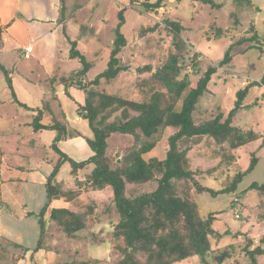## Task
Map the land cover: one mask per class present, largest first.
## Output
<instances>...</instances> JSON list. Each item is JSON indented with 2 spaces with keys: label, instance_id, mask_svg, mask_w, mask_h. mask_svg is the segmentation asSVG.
I'll use <instances>...</instances> for the list:
<instances>
[{
  "label": "rangeland",
  "instance_id": "1",
  "mask_svg": "<svg viewBox=\"0 0 264 264\" xmlns=\"http://www.w3.org/2000/svg\"><path fill=\"white\" fill-rule=\"evenodd\" d=\"M138 1L64 0V9L61 10L63 6L62 1L59 0L58 18L64 17L65 21L60 27H56L54 61L48 63L55 71L50 75L48 67L39 60L38 56L33 55L30 59L24 57L21 46L29 40L26 32L22 29L15 32L17 37L22 38L21 42L13 40L14 37L10 35L6 36L11 40L5 41L3 45L7 52L0 54V149L10 154L7 161L22 167L0 171V264H33V262L35 264H103L116 256L111 248L110 225V220L116 218L110 215H102V219L92 228L81 230L71 237L57 223L50 220L47 213L43 242L40 248L35 249L40 237L38 216H26V213L28 211L38 213L47 202V179L60 155L51 147L55 131L42 130L31 134L32 128L28 123L34 111L13 102L12 89L7 82L3 67L8 70L20 101L29 106L41 105L44 99L52 96L50 93L49 97L51 77L60 79L62 76L71 75L83 65L79 57L71 56V41H75L76 48L86 55L89 62H92L91 68L86 73V79H93L107 69L116 35L115 29L119 23V11L124 9L125 23L121 30L127 38V45L120 53V59L127 69L120 70L114 80L104 81L98 88L108 93L148 101L154 92L166 91L164 84L153 76V72L148 70V67L155 71L171 53L180 54L181 63L184 65L181 77L189 73L191 86H194L199 77L193 73L191 67L194 57L199 66L206 68L208 64L222 59L233 42L241 37L250 36L252 34L250 26L253 24L258 29L259 35L264 38V0H214L221 3V8H214L203 0H169L165 7L150 13H142L136 4ZM35 2L31 1L26 5L45 6L48 11L52 5L55 6L52 0H35ZM168 17L181 20L185 25L178 48L173 44V32L164 21ZM155 23L159 24L155 31L142 32L143 27ZM218 28L223 32L220 37L216 35ZM249 45V42H245L234 46L232 64L228 68H220L218 74L214 76L209 91L198 102L196 117L211 118L220 109L227 115L235 106L237 90L251 81L260 80L264 72V45L262 50L249 49ZM195 52L199 54L197 57L194 56ZM79 93L75 91L61 95L60 98L68 114L70 127L78 129L83 134L81 137L61 142L60 147L78 161L89 158L93 153L86 140V137L93 136L92 129L88 121L77 111L84 96L81 92L80 98ZM245 104L249 106L238 111L233 123L264 133V86H253L245 99ZM77 115L78 118H75ZM171 131L168 128L163 132L157 146L145 155L147 159L152 156L159 159L165 157L168 147L167 138ZM21 136L26 139L34 137L37 146L29 145L28 141L20 139ZM132 141L129 135L114 133L109 138L110 149L123 156ZM202 145L205 146V143L202 142ZM253 152L259 160L240 184L242 189L253 181H264V139L234 150L237 155V165L232 168L231 173L237 169L248 168ZM194 153L190 152L193 167L203 169L198 174L199 179L210 187H222L224 175L219 176L204 171L214 162L207 161L202 155ZM70 171L71 165L66 161L57 175V180L65 187H71L73 184V175ZM11 177L14 180H10ZM152 187V185L128 184V193L138 194L151 190ZM112 196L111 187L103 190L90 189L74 199H55L51 207L80 210L96 202L101 212L109 205ZM195 197L200 204L202 215L207 216L210 212H217L218 217L213 224L215 229L222 233L229 230V234L221 239L212 238L214 247L245 243L248 240L252 241L251 248L257 245L264 247L260 242L264 233V193L261 194L257 190L245 191L239 200L242 206L240 211H236V206L232 205L234 199L232 194L212 197L208 193H196ZM257 258L260 264H264V254ZM97 259L101 260V263L95 262ZM207 260L210 264H216L211 253H208ZM249 260L241 251L226 264H242ZM174 264L204 263L198 256H194Z\"/></svg>",
  "mask_w": 264,
  "mask_h": 264
},
{
  "label": "trees",
  "instance_id": "2",
  "mask_svg": "<svg viewBox=\"0 0 264 264\" xmlns=\"http://www.w3.org/2000/svg\"><path fill=\"white\" fill-rule=\"evenodd\" d=\"M61 1L63 10L65 3L64 0ZM168 1L139 0L136 4L142 13H150L165 7ZM203 1L214 8L222 7L221 3L214 0ZM64 19L63 17L62 20ZM164 21L173 32V44L178 48L185 25L181 20L171 17ZM124 23V9H121L106 70L93 79H86L92 62L76 48V42L71 41V56L79 57L83 65L71 75L52 81L63 85L66 90L69 85H74L84 92L85 102L79 105L78 112L88 121L93 132L92 137H86L93 151L87 159L75 160L59 146V142L63 140L83 136L78 129L70 127L67 121L58 120L54 115L50 121L44 120L46 114H52L51 101L57 98L56 89L53 90L51 98L44 99L42 106L31 107L17 97L8 70L3 67L12 89L13 102L36 112L31 122L33 129L56 131L51 147L60 157L47 179V202L38 213L41 234L35 249L42 245L47 213L49 219L71 237L81 230L92 228L102 219V215H110L116 218L110 220L111 248L116 256L103 264H174L194 256H198L204 264H210L207 260L208 253L213 255L216 264H226L241 251L250 259L242 264H260L257 256L264 254V247L257 245L251 248V240L218 247L212 245V238L221 239L229 234V230L222 233L214 228L217 212L202 215L195 194L208 193L212 197L232 194V205L236 206V211H240L242 206L239 200L245 191L257 190L264 193V181H253L246 188H240L245 176L258 163L255 152L248 168L237 169L231 173L232 168L237 165L234 150L264 139V133L233 123L238 111L249 106L245 104V99L250 89L255 85L264 86V72L259 81H251L237 90L235 106L227 115L221 109L211 118L196 117L195 112L200 98L209 91L219 69L228 68L232 64L234 46L249 42V49L262 50L264 38L253 24L250 26V36L233 42L222 59L208 64L206 68L199 66L194 57L191 67L193 73L199 76L194 86H191L189 73L181 77L184 65L181 63L180 54L171 53L155 71L148 67L153 76L164 84L166 91L154 92L148 101H142L98 88L102 82L114 80L120 70L127 69L120 59V53L127 45V38L121 30ZM158 25L155 23L141 30L143 33L152 32ZM2 28L0 25V34ZM222 33L221 28H218L217 37ZM198 55L197 52L194 53V56ZM168 128L172 131L167 138L165 157L159 159L152 156L147 159L145 155L157 146L163 132ZM114 133L129 135L133 139L123 156L110 149L109 138ZM191 151L214 162L204 171L224 175L222 187H210L199 179L198 174L203 169L193 167ZM66 161L70 163V172L73 175L71 187H65L57 180V175ZM128 184L153 187L148 191L131 194L128 193ZM108 187L112 188L113 196L109 205L101 212L96 202L80 210L51 207L55 199L70 200L84 191L103 190ZM260 242L264 244V233ZM95 262L101 263V260L97 259Z\"/></svg>",
  "mask_w": 264,
  "mask_h": 264
},
{
  "label": "crops",
  "instance_id": "3",
  "mask_svg": "<svg viewBox=\"0 0 264 264\" xmlns=\"http://www.w3.org/2000/svg\"><path fill=\"white\" fill-rule=\"evenodd\" d=\"M31 1L33 3L35 2V0H0V25L1 27H3L2 28L3 31L0 34V40L2 39V43H0V54H4L5 52H7L5 51L3 47L5 41L11 40L10 38L6 37L7 35L14 37L13 40H16V41L18 40L19 42L23 41L22 38L17 37V34H16L17 33L16 31L18 29H22L24 32L27 33L26 35L28 36V39H29L27 40V42H24V44L21 46L23 50V55L25 53V48L28 45H32L33 50L31 52V56L27 59L32 58L33 55L38 56L39 60L45 63L46 66L48 67V74L50 75L55 71L54 67L52 68V66L48 63L54 61V55H55L54 43L57 38V35H56L57 28L56 27H60L62 23L65 21V19L62 20L61 18H58L60 14L59 0H52L55 6L52 5L49 11L45 6L43 7L40 5H35L34 7L28 6ZM17 22H20V23H17ZM38 44L40 45L38 46ZM51 78H52L51 79L52 81L57 80L56 77H51ZM54 89H56V94L58 97L56 99L58 100L56 99L52 100L54 101L53 103H51L52 114L50 112L49 114H46L44 120L46 122L50 121L52 116L54 115L58 120L67 121L68 125L70 126L69 117H68L67 112L65 111L64 103L60 99L61 95L71 94V93H74L75 91L81 93L83 91L76 88L74 85H69L66 90V88L63 85L57 84L56 82H54L52 83V86L50 87L49 97H50V93H53ZM80 93H79V97L81 98L82 96ZM81 99L82 100L79 105L84 104L85 95ZM39 106H42V104L31 106V107L36 108ZM35 113L36 112L34 111L31 114L32 118H31V121L28 123L29 126H31L32 128L31 134H35V132H39V131H35L31 125L33 115ZM78 116L79 115L75 116V118H78ZM55 136H56V131H55ZM75 138H78V137H75ZM20 139L23 141L25 140L28 141L29 145L31 146H37L36 140L34 137L26 139L24 136H21ZM20 139L18 140V142H20ZM70 139H73V138H70ZM67 140H63V141H67ZM61 142H59V146ZM9 157H10V154L6 152V150L0 149V158L2 159V160L0 159L1 160L0 161V171L6 168L8 170H12L13 167H22V166H16L14 162L12 161H7ZM10 180H14L13 177H11ZM38 213H35L34 211H28L26 213V216H31V215L38 216ZM37 219L39 222V216L37 217ZM40 234H41V228H40ZM33 264H35V262H33Z\"/></svg>",
  "mask_w": 264,
  "mask_h": 264
},
{
  "label": "built area",
  "instance_id": "4",
  "mask_svg": "<svg viewBox=\"0 0 264 264\" xmlns=\"http://www.w3.org/2000/svg\"><path fill=\"white\" fill-rule=\"evenodd\" d=\"M33 50V46L32 45H28L26 48H25V53H24V56L26 58H29L31 56V52Z\"/></svg>",
  "mask_w": 264,
  "mask_h": 264
},
{
  "label": "water",
  "instance_id": "5",
  "mask_svg": "<svg viewBox=\"0 0 264 264\" xmlns=\"http://www.w3.org/2000/svg\"><path fill=\"white\" fill-rule=\"evenodd\" d=\"M119 161H120V159H119Z\"/></svg>",
  "mask_w": 264,
  "mask_h": 264
}]
</instances>
